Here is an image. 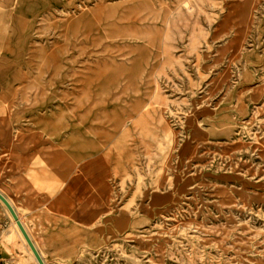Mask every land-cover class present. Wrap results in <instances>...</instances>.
<instances>
[{"label":"rangeland","instance_id":"374dc122","mask_svg":"<svg viewBox=\"0 0 264 264\" xmlns=\"http://www.w3.org/2000/svg\"><path fill=\"white\" fill-rule=\"evenodd\" d=\"M0 190L45 264H264V0H0Z\"/></svg>","mask_w":264,"mask_h":264},{"label":"crops","instance_id":"0c3cea01","mask_svg":"<svg viewBox=\"0 0 264 264\" xmlns=\"http://www.w3.org/2000/svg\"><path fill=\"white\" fill-rule=\"evenodd\" d=\"M77 154L79 155V153H77ZM97 168H98L97 162L94 161L91 163V167L85 171V173L86 174L88 173L91 175L93 172H95L97 170ZM97 180H99V178H97ZM0 194L4 195L1 190H0ZM6 198H7L8 202L11 204V206L16 211L17 209H16L15 205L13 204V202L8 197H6ZM9 212H10V210L7 208V206L0 199V227L5 225V222L2 218V216L8 217V214H10V216L12 218V225L17 230V233H16L12 229L11 223H10L9 229H4V231H5L4 234H0V264H39L35 254L33 253L32 249L30 248V246H29L27 240L25 239L23 233L21 232L20 228L16 227L14 225V222H16V221L14 220L11 212L10 213ZM21 222H23V221L21 220ZM22 224L24 225V228L27 230L30 238L33 240V236L31 234L29 227L27 226V223L23 222ZM55 240H58V241L56 244H53L52 242H54ZM66 240H68L66 237L62 238V236L59 234H54V233L51 234L50 233L44 237L40 236L38 238L39 244L36 243L35 246L37 247L39 253L43 257L42 252L51 253L52 251H54V253H57L58 248H62L65 246ZM15 247H20L23 249V251H20V250L16 249Z\"/></svg>","mask_w":264,"mask_h":264},{"label":"water","instance_id":"95a60500","mask_svg":"<svg viewBox=\"0 0 264 264\" xmlns=\"http://www.w3.org/2000/svg\"><path fill=\"white\" fill-rule=\"evenodd\" d=\"M0 199L1 201L7 206V208L10 210L11 214L13 215L14 219L17 221L21 231L23 232L25 238L27 239L30 248L32 249L33 253L35 254L39 264H45L44 261L42 260L39 252L37 251L36 247L34 246V244L32 243V241L30 240L29 236L27 235V233L25 232V229L23 228V226L21 225V223L19 222L16 213L14 212L13 208L11 207V205L9 204V202L6 200L5 197H3L0 194Z\"/></svg>","mask_w":264,"mask_h":264},{"label":"bare ground","instance_id":"6f19581e","mask_svg":"<svg viewBox=\"0 0 264 264\" xmlns=\"http://www.w3.org/2000/svg\"><path fill=\"white\" fill-rule=\"evenodd\" d=\"M8 201V200H7ZM10 204V203H9ZM11 205V204H10ZM12 207V206H11ZM13 208V207H12ZM13 216V215H12ZM14 218V217H13ZM15 220V219H14ZM16 221V220H15ZM17 222V221H16ZM14 222V225L16 227H19L18 223ZM23 223V222H22ZM18 225V226H17ZM20 228V227H19ZM21 230V229H20ZM19 232V231H18ZM22 232V231H21ZM23 233V232H22ZM24 235V234H23ZM25 237V236H24ZM26 239V238H25ZM27 240V239H26ZM28 242V241H27ZM29 244V243H28Z\"/></svg>","mask_w":264,"mask_h":264}]
</instances>
